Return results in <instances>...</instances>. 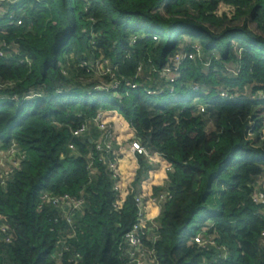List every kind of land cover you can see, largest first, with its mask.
I'll return each mask as SVG.
<instances>
[{"label": "trees", "instance_id": "16d2710c", "mask_svg": "<svg viewBox=\"0 0 264 264\" xmlns=\"http://www.w3.org/2000/svg\"><path fill=\"white\" fill-rule=\"evenodd\" d=\"M0 50V264H134L162 193L154 264H264V0H0Z\"/></svg>", "mask_w": 264, "mask_h": 264}, {"label": "built area", "instance_id": "2783aa9c", "mask_svg": "<svg viewBox=\"0 0 264 264\" xmlns=\"http://www.w3.org/2000/svg\"><path fill=\"white\" fill-rule=\"evenodd\" d=\"M12 23V22H11ZM16 23H19V21H16ZM0 55H2V51L0 50ZM95 121L97 123L98 128L104 133V135H107L108 128L110 127L106 122L101 120V114L98 113V115L95 118ZM87 129L86 125H82L76 130L73 131V135H78L82 132H84ZM102 146L105 147V149H109L110 145L108 143H101L98 144V148L101 149ZM68 148L70 150L74 149L73 144H69ZM131 151H135L137 153H142L145 155H148V153L145 151V148L143 145L139 143H132L129 147ZM14 149H10V152H13ZM115 176V175H114ZM264 180V176H263ZM264 183V182H263ZM116 189V188H115ZM40 198L42 200L47 199L52 201L54 205L60 204V201H64L68 205V209L70 211H74L75 209H78L80 205L82 204L81 198H75L71 197L68 194H64L61 197H49L48 193H42ZM166 198V194L162 193L159 194L157 197L152 199V203L154 207L156 208V212L149 216L147 214V205L143 199V197H135L136 205H137V219L132 225L131 229L127 231L124 235V239L129 243L131 246V249L128 250V254L130 257V262L134 264H154L155 258L153 256V251L148 250L143 246L142 239L144 235L146 234V227L149 225L153 227H157V223L155 219L157 218L160 210V202L163 201ZM253 201L256 203H264V187L263 189H257L255 191V194L253 196ZM114 207L119 208L118 203L113 204ZM67 221L69 223V226L72 224L69 216H67ZM73 230V227H70V230ZM3 230V229H2ZM264 236V231L261 233ZM193 242L198 243L202 246L211 245L216 246V242L214 240V237L203 236V231H198L192 239ZM218 247V246H216ZM223 256H225V251L223 250ZM202 264H214L213 262H203Z\"/></svg>", "mask_w": 264, "mask_h": 264}, {"label": "rangeland", "instance_id": "374dc122", "mask_svg": "<svg viewBox=\"0 0 264 264\" xmlns=\"http://www.w3.org/2000/svg\"><path fill=\"white\" fill-rule=\"evenodd\" d=\"M241 21H242V20H240L239 22L241 23ZM249 26H250V28L253 29V30L256 29V28H255V25H254L252 22H250ZM185 42H186V43L188 42V39H187V38H186ZM182 46H183V43L181 44V49H182ZM180 52H182V51H180ZM182 55H184V54L182 53ZM224 65H225V66H228L227 63H225ZM92 80H93L92 78L84 77V78L81 79V85H84V84L87 85V84L91 83ZM260 132H261V136H262V138H263V140H264V126L261 127ZM73 153H75V152H73ZM6 160H7V155H6L4 152H0V161H6ZM260 182H263L262 177L260 178ZM263 186H264V185H263Z\"/></svg>", "mask_w": 264, "mask_h": 264}, {"label": "crops", "instance_id": "0c3cea01", "mask_svg": "<svg viewBox=\"0 0 264 264\" xmlns=\"http://www.w3.org/2000/svg\"><path fill=\"white\" fill-rule=\"evenodd\" d=\"M133 131L132 130H130L129 128H124L120 133H119V135L120 136H122L123 138H125V137H131V136H133ZM119 141V140H118ZM123 151L125 152V153H127L128 154V156L129 155H132L133 154V152L128 148V146H127V144L125 143V146H124V148H123Z\"/></svg>", "mask_w": 264, "mask_h": 264}, {"label": "water", "instance_id": "95a60500", "mask_svg": "<svg viewBox=\"0 0 264 264\" xmlns=\"http://www.w3.org/2000/svg\"><path fill=\"white\" fill-rule=\"evenodd\" d=\"M149 144H150V139H148L147 142L144 144V148L147 153H149L150 150Z\"/></svg>", "mask_w": 264, "mask_h": 264}]
</instances>
